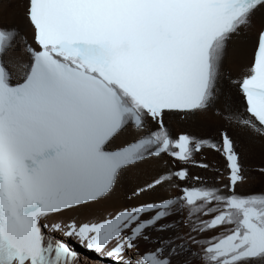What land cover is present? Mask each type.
Here are the masks:
<instances>
[{
	"label": "snow or ice",
	"instance_id": "6c2138e0",
	"mask_svg": "<svg viewBox=\"0 0 264 264\" xmlns=\"http://www.w3.org/2000/svg\"><path fill=\"white\" fill-rule=\"evenodd\" d=\"M13 2L31 42L13 81L4 57L17 33L0 25V264H78L69 241L113 264H264V195L237 193L244 177L233 136H174L165 123L213 105L235 42L248 59L229 120L264 136V23H255L264 0ZM124 131L132 142L107 150ZM205 150L223 160V189L190 173L189 164L209 168L195 160ZM165 154L179 168L134 184L130 206L73 215L108 200L125 173ZM173 182L176 194L159 193ZM177 205L205 215L193 231L211 233L207 246L194 254L197 241L174 232L130 255Z\"/></svg>",
	"mask_w": 264,
	"mask_h": 264
},
{
	"label": "bare ground",
	"instance_id": "6f19581e",
	"mask_svg": "<svg viewBox=\"0 0 264 264\" xmlns=\"http://www.w3.org/2000/svg\"><path fill=\"white\" fill-rule=\"evenodd\" d=\"M263 22L264 9H261L255 17V23L259 25ZM0 25L6 29L14 30L17 33L14 47L4 57L6 71L11 75L12 80L16 78L17 81L22 76L23 69L29 61L27 46L31 39V29L24 19L19 5L13 2V0H3L2 6H0ZM247 59V55L241 57L238 54V43L234 42L230 44L228 54L221 68L217 98L213 105L209 106L207 110L186 116L184 120H179L178 116H166L165 123L169 131L173 134L177 131H185L190 135L205 139L215 138L220 129L225 128L228 130L233 136L234 141L238 143L236 149L240 154L242 175L244 177L243 182L237 185L236 191L244 196H261L264 195V136L242 130L229 120L230 112L238 108L237 92L232 85L240 78L241 73L247 71ZM132 137L133 134L129 131L121 132L110 142L108 149L113 151L119 150L131 143ZM195 160L203 161L210 166L208 169H203L191 164V166H188L191 175L193 177L198 175L202 180L209 181L217 188L223 189L224 184L227 182L224 178L226 172L223 169V160L221 157L205 150L196 156ZM164 169L173 171L167 157L161 155L153 158L148 163L142 164L125 173L121 178L116 193L108 200L102 202L95 208L81 210L73 215L78 217L97 216L130 206L129 198L131 197L130 189L132 186L136 183L142 185L144 181L150 180L157 172ZM219 177L224 181L217 182L216 180ZM190 183H192V180ZM159 193H167L168 195L176 194L175 182L171 185H165L164 188L159 190ZM144 199L151 202L152 198L145 197ZM217 206L219 205L215 203L212 205L213 208ZM181 212L188 216V227L180 226L179 221H177L180 216L179 213ZM205 218L203 213L193 215L189 213L187 208L181 209L177 205L169 216L157 224V226L161 225L164 232L161 233L157 227L150 229L145 233L149 239L142 241L138 248L130 253V255L135 256L147 248H152L159 236H171L174 232L184 236L186 241L189 237L191 240L197 241V243L191 245L192 251L195 250V254L206 245L208 238H212L211 233H205L203 236H200L193 231V228ZM145 219H151V214H147ZM69 243L76 251L80 252L78 264H113L112 259L106 255L81 247L75 241H69Z\"/></svg>",
	"mask_w": 264,
	"mask_h": 264
},
{
	"label": "rangeland",
	"instance_id": "374dc122",
	"mask_svg": "<svg viewBox=\"0 0 264 264\" xmlns=\"http://www.w3.org/2000/svg\"><path fill=\"white\" fill-rule=\"evenodd\" d=\"M264 173V172H263ZM219 179V178H218ZM217 182H218V180H216ZM179 219L177 220V221H179V224H180V226H183V227H188V216H186V215H184L182 212L181 213H179ZM185 220H184V219ZM172 223V222H171ZM158 229H160L161 228V225H158V226H156ZM146 235V234H145ZM211 238V237H210ZM195 252V250H193V253ZM77 253H78V256L80 257V252L79 251H77ZM95 259V258H94ZM97 259V258H96ZM96 261V260H95ZM97 262V261H96ZM97 263H99V262H97Z\"/></svg>",
	"mask_w": 264,
	"mask_h": 264
}]
</instances>
